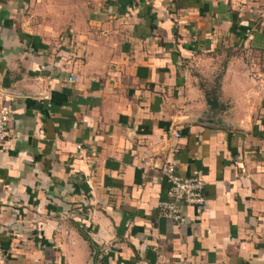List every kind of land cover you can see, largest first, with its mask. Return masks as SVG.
Returning a JSON list of instances; mask_svg holds the SVG:
<instances>
[{"label": "crops", "instance_id": "1", "mask_svg": "<svg viewBox=\"0 0 264 264\" xmlns=\"http://www.w3.org/2000/svg\"><path fill=\"white\" fill-rule=\"evenodd\" d=\"M0 89V264H264V0L7 1Z\"/></svg>", "mask_w": 264, "mask_h": 264}, {"label": "built area", "instance_id": "2", "mask_svg": "<svg viewBox=\"0 0 264 264\" xmlns=\"http://www.w3.org/2000/svg\"><path fill=\"white\" fill-rule=\"evenodd\" d=\"M7 1L17 0H0V10ZM5 101L3 91L0 89V146L7 144L14 137L11 111ZM163 174L170 185L168 200L159 204L160 213L164 218L182 224L186 221L185 209L191 207L201 211L205 208L207 205L205 182L201 176L181 177L171 164L163 169Z\"/></svg>", "mask_w": 264, "mask_h": 264}, {"label": "trees", "instance_id": "3", "mask_svg": "<svg viewBox=\"0 0 264 264\" xmlns=\"http://www.w3.org/2000/svg\"><path fill=\"white\" fill-rule=\"evenodd\" d=\"M216 100V99H215ZM209 102H210V104H212V101H211V99L209 98Z\"/></svg>", "mask_w": 264, "mask_h": 264}]
</instances>
